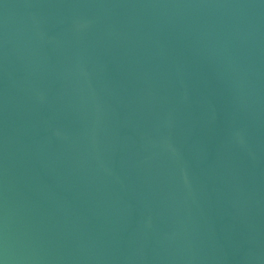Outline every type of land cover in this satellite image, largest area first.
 <instances>
[{"label":"water","instance_id":"1","mask_svg":"<svg viewBox=\"0 0 264 264\" xmlns=\"http://www.w3.org/2000/svg\"><path fill=\"white\" fill-rule=\"evenodd\" d=\"M0 264H264V0H0Z\"/></svg>","mask_w":264,"mask_h":264}]
</instances>
